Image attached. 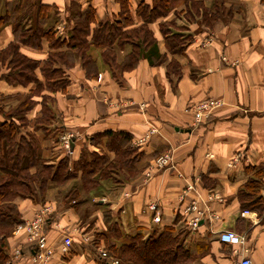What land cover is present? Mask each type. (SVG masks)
<instances>
[{
    "label": "crops",
    "instance_id": "1",
    "mask_svg": "<svg viewBox=\"0 0 264 264\" xmlns=\"http://www.w3.org/2000/svg\"><path fill=\"white\" fill-rule=\"evenodd\" d=\"M11 1L14 0H0V14L4 3ZM39 1L55 7L49 13L47 25L54 24L57 34L63 33V23L69 15L67 8L73 2L81 8L91 5L96 20L112 17L119 11L117 0ZM141 1L152 2L128 0L134 24L140 23L135 8ZM210 1L204 0V4L209 6ZM241 2V10L227 24L215 29L187 23L169 13L165 19L185 25L179 31L192 36L178 54L167 52L159 20L150 24L156 43L142 52L133 69L124 72L122 85L103 65L98 48L92 50L97 59L96 76H85L79 63L67 71L66 91L52 95L61 125L75 134L72 158H77L85 137L107 129L129 132L132 143L144 155L136 162L139 168L136 175L119 184L102 181L97 189L85 194L91 196L86 203L65 205L61 199H55V190L62 192L65 185L63 189H48L42 202L15 199L22 222L33 219L44 204L51 207L43 226L47 241L55 249L49 264H97L96 252L89 242L93 232L105 229L103 210L118 218L125 234H145L164 225L185 226L189 231L187 244L194 252L198 251L194 264H229L239 258L229 244L218 238L221 230L231 229L245 237L241 251L245 247L244 254L252 264H264V220L253 210L241 215L242 209L236 200L238 187L248 177L244 167H264V2ZM12 39L11 26L5 24L0 29V50ZM49 50L46 40L39 48L20 45L21 53L40 61ZM124 52L120 50L119 54ZM161 55H166V59L154 63ZM171 59L179 63L178 77L167 73L166 66ZM2 70L0 65V74ZM37 75L41 80L39 71ZM32 87V83L13 86L0 78V102L4 109L14 106L18 102L14 98ZM207 98L219 99L222 104L195 125L190 107ZM39 109L37 104L29 116L33 117ZM151 129L155 132L140 142ZM165 152L172 154L171 165L153 170L148 178L144 176L152 160ZM187 183L193 187L181 199ZM260 192L264 196V188ZM192 199L198 200L204 214L191 229L182 210ZM151 201L157 203L158 222L152 220L154 213L145 209ZM88 205L92 206L91 223L84 224L80 208L86 209ZM63 234H70L73 239L67 252L60 250ZM85 236L88 243L83 240ZM32 247L24 230H13L6 239L7 260L3 264H34Z\"/></svg>",
    "mask_w": 264,
    "mask_h": 264
},
{
    "label": "trees",
    "instance_id": "2",
    "mask_svg": "<svg viewBox=\"0 0 264 264\" xmlns=\"http://www.w3.org/2000/svg\"><path fill=\"white\" fill-rule=\"evenodd\" d=\"M119 11L112 17L96 20L91 5L84 8L75 2L68 8L64 32L57 34L55 25L47 19L54 6L39 0H14L4 3L0 14V29L10 24L13 39L0 50V78L13 86L33 85L18 98V102L4 109L0 102V264L7 260L4 253L7 236L21 223L16 198L44 201L50 188L75 180L70 190L64 192V204L74 202L83 192L89 194L102 181L113 184L127 180L137 174L136 166L143 151L132 143V136L124 130L107 129L85 137L79 145L78 156L73 159L60 149L51 152L43 147V141H58L63 131L61 119L57 117L55 98L52 93L65 92L69 83L67 71L76 63L85 76L97 75L99 57L118 84L123 83L124 72L133 69L142 52L156 43L150 24L158 21L159 31L170 54L181 53L192 40L189 33L180 32L185 25L175 20H166L169 13L182 17L187 23H196L205 29H215L227 24L236 11L241 10V0H152L141 1L135 8L140 23L134 24L128 0H117ZM264 2V0H262ZM43 40L48 42L49 52L42 61L30 58L20 51V45L39 48ZM120 50L124 54H119ZM166 55L158 56L154 63H161ZM167 73L180 75L179 63L171 59ZM40 72L42 79L37 75ZM40 105L33 117L30 111ZM73 151V147H72ZM112 153V156L109 155ZM247 179L238 187L236 197L240 209L257 212L264 220V167L247 165ZM105 229L93 232L89 244L96 252L97 264H194L198 251H193L186 242L189 231L185 226L164 225L147 233L122 232L118 218L107 210L103 214ZM105 250V256L97 248Z\"/></svg>",
    "mask_w": 264,
    "mask_h": 264
},
{
    "label": "built area",
    "instance_id": "3",
    "mask_svg": "<svg viewBox=\"0 0 264 264\" xmlns=\"http://www.w3.org/2000/svg\"><path fill=\"white\" fill-rule=\"evenodd\" d=\"M222 104L221 100L214 98H207L197 101L190 107L193 113V123L196 125L202 121V118L208 116L210 111ZM155 132L154 129L148 131V133L144 134L145 136L140 138L139 141H144L146 138ZM75 134L73 132H65L61 134L60 144L66 150L65 152L72 154V148H70V142L74 140ZM171 160H173L171 152H165L156 156L152 163L148 166V170L144 176L147 178L152 174L153 170H160L166 166L171 164ZM193 187L192 183H187L185 189L182 191L181 199L185 196L188 190H191ZM145 209L153 212L152 220L154 222H158L160 220L159 210L157 203L154 201L148 202L145 205ZM51 212V207L49 204H44L42 207L38 209L35 214V217L31 220L24 221L18 223L14 231L18 232L20 230H24L27 236V240L32 242V255L31 259L34 264H49L53 254L54 247L49 244L47 241L46 235L43 231V226L45 223V219L48 214ZM183 214L186 216L187 226L191 229L197 226L198 220L203 217L204 209L198 207V200L192 199L189 201L188 205L185 206L182 210ZM248 209L241 210V215L249 214ZM210 216L216 217L214 214H210ZM218 238L221 242L229 244L231 246V251L234 255H240L239 258L233 259L229 264H252L250 257L244 254L247 251L244 247L243 251H241L243 244L245 243V237L231 229H223L219 232ZM85 242L88 241V237H83ZM72 237L70 234H63L61 240L60 250L62 252H67L69 247L72 244ZM88 243V242H87ZM18 253V250L16 251ZM97 253L104 257L105 250L101 247H98ZM241 253L243 255L241 256ZM109 264H116L117 260L113 258L107 259Z\"/></svg>",
    "mask_w": 264,
    "mask_h": 264
},
{
    "label": "rangeland",
    "instance_id": "4",
    "mask_svg": "<svg viewBox=\"0 0 264 264\" xmlns=\"http://www.w3.org/2000/svg\"><path fill=\"white\" fill-rule=\"evenodd\" d=\"M64 30H65V28H64V25H63V32H64ZM185 34L187 33V32H184ZM18 98H20V97H18ZM18 98H14V99H18ZM10 100H13V98L12 99H10ZM54 111H56L57 112V110H56V106H55V109H54ZM59 114L57 115V117H58V119H59ZM65 132H71V131H67V130H64V128H63V131L62 132H60L59 133V137H58V141L57 142H55V141H52V140H50V141H47V143H46V145H45V143H43L42 142V146L45 148L46 146L47 147H51V152H48L47 150H45L44 152H45V155H49V154H51V153H54L53 155H55L60 149H63V151L65 152L66 150L61 146V144H60V137H61V134H63V133H65ZM66 154L70 157V159H71V156H73V154H69V153H67L66 152ZM171 165V164H170ZM167 167V166H166ZM165 168V167H164ZM69 182V181H68ZM74 184H77L76 183V181L75 180H72L71 181V183H62V185H60L58 188L60 189V188H62L63 189V185H65V188H64V190L61 192L60 190H59V192H61L60 194H65L64 192H67L68 190H70V188L74 185ZM58 191H56L55 190V194H54V197H55V199L57 198V200L58 199H61V202H63L62 201V195L60 196L59 195V193H57ZM82 198H84L83 200H82ZM91 198V196L90 197H88V196H86L83 192H82V195H78L77 196V198L74 200V202H72V201H70V203H67V204H65V205H75V204H77V203H82V202H84V203H86L87 201H89V199ZM77 202V203H76ZM87 206V205H86ZM85 207H81L80 208V212H81V216H82V220H83V223L84 224H90L91 223V217H89L90 215L89 214H91V210H92V206H90V205H88V207H86V209H84ZM105 211L107 212V210H103V212H102V215L105 213ZM110 215H111V213H110ZM112 216V215H111ZM114 219H115V217H114ZM98 249V248H97ZM96 249V250H97Z\"/></svg>",
    "mask_w": 264,
    "mask_h": 264
},
{
    "label": "water",
    "instance_id": "5",
    "mask_svg": "<svg viewBox=\"0 0 264 264\" xmlns=\"http://www.w3.org/2000/svg\"><path fill=\"white\" fill-rule=\"evenodd\" d=\"M72 146H73V141L70 142V148H72Z\"/></svg>",
    "mask_w": 264,
    "mask_h": 264
}]
</instances>
